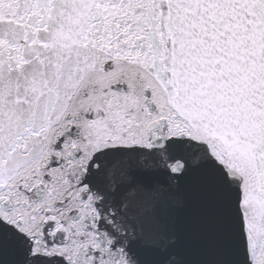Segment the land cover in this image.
<instances>
[{"label": "snow or ice", "instance_id": "6c2138e0", "mask_svg": "<svg viewBox=\"0 0 264 264\" xmlns=\"http://www.w3.org/2000/svg\"><path fill=\"white\" fill-rule=\"evenodd\" d=\"M0 264H264V0H0Z\"/></svg>", "mask_w": 264, "mask_h": 264}]
</instances>
